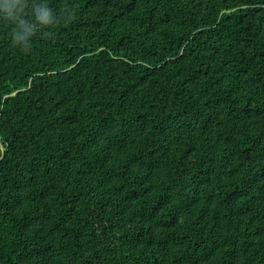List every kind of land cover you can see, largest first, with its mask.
<instances>
[{
	"label": "trees",
	"instance_id": "obj_1",
	"mask_svg": "<svg viewBox=\"0 0 264 264\" xmlns=\"http://www.w3.org/2000/svg\"><path fill=\"white\" fill-rule=\"evenodd\" d=\"M31 2L30 50L0 19V264H264V0Z\"/></svg>",
	"mask_w": 264,
	"mask_h": 264
},
{
	"label": "clouds",
	"instance_id": "obj_2",
	"mask_svg": "<svg viewBox=\"0 0 264 264\" xmlns=\"http://www.w3.org/2000/svg\"><path fill=\"white\" fill-rule=\"evenodd\" d=\"M29 15L34 19H27ZM0 19L14 25L13 41L25 51L30 50L31 38L39 27L57 23L55 14L47 5L31 0H0Z\"/></svg>",
	"mask_w": 264,
	"mask_h": 264
}]
</instances>
